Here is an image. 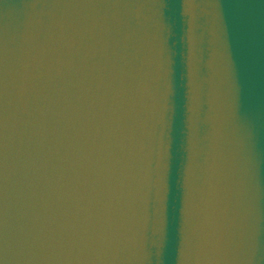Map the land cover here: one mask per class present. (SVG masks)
<instances>
[{"label": "water", "instance_id": "1", "mask_svg": "<svg viewBox=\"0 0 264 264\" xmlns=\"http://www.w3.org/2000/svg\"><path fill=\"white\" fill-rule=\"evenodd\" d=\"M0 264H264V0H0Z\"/></svg>", "mask_w": 264, "mask_h": 264}]
</instances>
